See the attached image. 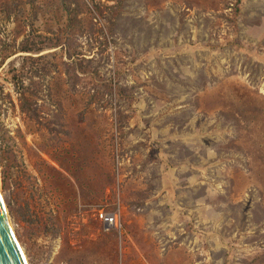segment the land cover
<instances>
[{"label":"rangeland","instance_id":"obj_1","mask_svg":"<svg viewBox=\"0 0 264 264\" xmlns=\"http://www.w3.org/2000/svg\"><path fill=\"white\" fill-rule=\"evenodd\" d=\"M0 176L28 264H264V0H0Z\"/></svg>","mask_w":264,"mask_h":264},{"label":"water","instance_id":"obj_2","mask_svg":"<svg viewBox=\"0 0 264 264\" xmlns=\"http://www.w3.org/2000/svg\"><path fill=\"white\" fill-rule=\"evenodd\" d=\"M0 264H28L13 229L6 202L2 194L0 176Z\"/></svg>","mask_w":264,"mask_h":264},{"label":"built area","instance_id":"obj_3","mask_svg":"<svg viewBox=\"0 0 264 264\" xmlns=\"http://www.w3.org/2000/svg\"><path fill=\"white\" fill-rule=\"evenodd\" d=\"M99 220L107 231L116 230L121 233L124 228L120 208L114 212L101 211L99 213Z\"/></svg>","mask_w":264,"mask_h":264},{"label":"bare ground","instance_id":"obj_4","mask_svg":"<svg viewBox=\"0 0 264 264\" xmlns=\"http://www.w3.org/2000/svg\"><path fill=\"white\" fill-rule=\"evenodd\" d=\"M13 229H14V227H13ZM21 246V245H20ZM22 248V247H21ZM23 251V250H22ZM24 252V251H23Z\"/></svg>","mask_w":264,"mask_h":264},{"label":"trees","instance_id":"obj_5","mask_svg":"<svg viewBox=\"0 0 264 264\" xmlns=\"http://www.w3.org/2000/svg\"><path fill=\"white\" fill-rule=\"evenodd\" d=\"M27 50V49H26Z\"/></svg>","mask_w":264,"mask_h":264}]
</instances>
